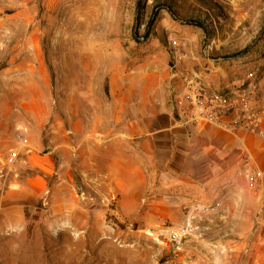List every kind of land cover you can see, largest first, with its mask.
I'll use <instances>...</instances> for the list:
<instances>
[{
  "label": "rangeland",
  "instance_id": "obj_1",
  "mask_svg": "<svg viewBox=\"0 0 264 264\" xmlns=\"http://www.w3.org/2000/svg\"><path fill=\"white\" fill-rule=\"evenodd\" d=\"M192 72L264 105V0H0V264H213L152 240L181 224L124 192L101 143L123 86L162 84L181 118ZM243 132L263 170L264 138Z\"/></svg>",
  "mask_w": 264,
  "mask_h": 264
},
{
  "label": "crops",
  "instance_id": "obj_2",
  "mask_svg": "<svg viewBox=\"0 0 264 264\" xmlns=\"http://www.w3.org/2000/svg\"><path fill=\"white\" fill-rule=\"evenodd\" d=\"M119 93L116 133L101 143L115 148L109 168L131 187L124 192L148 194L149 207L165 212L161 220L177 224L185 222V206L205 205L209 215L197 222L203 236L188 239L186 251L205 248L213 264H264V169L251 188L243 153H252V137L230 120L195 125L181 105L178 118L162 84L148 92L127 85Z\"/></svg>",
  "mask_w": 264,
  "mask_h": 264
},
{
  "label": "built area",
  "instance_id": "obj_3",
  "mask_svg": "<svg viewBox=\"0 0 264 264\" xmlns=\"http://www.w3.org/2000/svg\"><path fill=\"white\" fill-rule=\"evenodd\" d=\"M183 88L180 93L187 103L181 110L183 115L195 125H223L232 121L240 130H244L264 138V105L256 101L250 89L220 93L207 92L196 72L188 73L182 78ZM251 88L256 85L250 83ZM2 156L0 155V161ZM246 165V178L251 188H254L261 172ZM185 222L181 225L160 226L150 231L152 240L160 247L176 251L190 238L202 237L197 219L209 215V208L202 204H191L184 207Z\"/></svg>",
  "mask_w": 264,
  "mask_h": 264
},
{
  "label": "trees",
  "instance_id": "obj_4",
  "mask_svg": "<svg viewBox=\"0 0 264 264\" xmlns=\"http://www.w3.org/2000/svg\"><path fill=\"white\" fill-rule=\"evenodd\" d=\"M172 12V11H171ZM155 20V15L152 16L151 18V22L153 23V21ZM191 23H194V24H198L200 25L201 23H199L198 21H195V20H191L190 21ZM146 36H148V32L146 33Z\"/></svg>",
  "mask_w": 264,
  "mask_h": 264
}]
</instances>
